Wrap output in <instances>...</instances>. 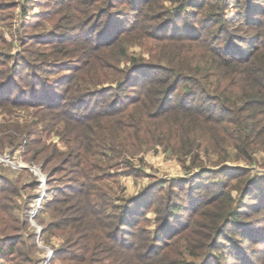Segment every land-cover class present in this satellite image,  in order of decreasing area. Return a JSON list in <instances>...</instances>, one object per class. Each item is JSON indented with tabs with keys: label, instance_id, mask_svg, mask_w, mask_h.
Segmentation results:
<instances>
[{
	"label": "trees",
	"instance_id": "obj_1",
	"mask_svg": "<svg viewBox=\"0 0 264 264\" xmlns=\"http://www.w3.org/2000/svg\"><path fill=\"white\" fill-rule=\"evenodd\" d=\"M99 1L102 5L96 9L108 19H94L93 24L83 21L87 29L93 27L98 33L94 41L81 43L85 48L60 33L41 43L25 37L27 56L18 55L9 64L0 49V107H30L34 111L29 125L39 126L28 128L25 135L0 128V147L24 148L20 157L38 163L47 173L46 182L56 180L55 174L61 171L71 174L66 185L53 189L60 193L44 205L49 219H42V234L62 238L52 258L59 256L65 264H257L262 254L259 264H264V223L253 219L244 224L243 216L250 212L238 208V202L247 199L245 206L264 216V176H254L246 165L224 167L230 149L235 160L247 164L259 152L264 154V29H256L264 24V3L214 0L208 6L212 11L198 28L188 24L192 27L180 29V60L171 51L166 62L151 64L127 55L126 42L131 36L140 39L144 19L137 22L133 15L132 21L127 20L123 7L112 11L115 3H129V12L142 15L144 9L152 8L151 0ZM187 1H181L180 12L186 10ZM199 1L198 7L206 2ZM5 4L12 6L0 0V10ZM229 7L234 8L231 14ZM114 14H122L127 26L110 17ZM42 43L50 48L49 53L40 51ZM68 45L78 46L81 55L59 57L70 53ZM50 54L54 57L49 59ZM121 61L129 64L118 67ZM56 68L63 71L54 81L40 75ZM173 93L178 97L174 99ZM42 130H53L65 148L42 142ZM203 140L216 153L215 160H210ZM165 144L177 147L183 165L188 159L198 168L191 177L214 171L227 176L220 180L223 191L202 193L218 197L199 229L201 242L197 244L191 243L194 238L187 226H170L178 207L172 206L169 191L163 192L164 181L121 203L111 201L103 183L108 162L121 164L150 146ZM204 154L214 169L208 167ZM25 172L21 169L13 179L3 176L6 185H0V192L17 194L25 187L35 188L36 177L26 183ZM231 180H235V196ZM156 187L161 190L158 194ZM36 196L37 192L30 198ZM26 203L21 212L23 225H29ZM7 207L8 222L2 231L15 229L18 223ZM149 208L161 220L153 232L140 225ZM27 238L30 243L19 233L0 238V258L6 260L2 264H41L44 257L35 258L32 249L35 232Z\"/></svg>",
	"mask_w": 264,
	"mask_h": 264
},
{
	"label": "rangeland",
	"instance_id": "obj_2",
	"mask_svg": "<svg viewBox=\"0 0 264 264\" xmlns=\"http://www.w3.org/2000/svg\"><path fill=\"white\" fill-rule=\"evenodd\" d=\"M7 1L8 3H11L10 5L12 6L6 8L9 4H5L0 10V49L3 53L2 57H5L6 59V64L11 63L12 59L18 55H26L24 49L27 44L23 43L25 37H28L31 41L34 40L40 42L45 39L55 38L57 34L65 33L64 37H68L70 41L71 39L79 41L78 46L85 48L86 45L81 43H87L89 39L94 41V38L98 33L93 31V27L87 29V25L83 21L86 20L89 21L90 24H93L94 19H99V21L102 18L108 19L107 14H102L100 13V10L96 9L97 7L100 8L102 5L99 0ZM181 1L182 0H151L152 8H149L148 10L144 9V13L141 12L142 15H135L132 14V12H129L132 11L131 9L129 10V3H126L125 6L117 5L115 3L114 6H112V11L123 7L124 10L128 12V15H126L125 18L129 21L133 20L134 15V17L136 16L138 19L137 22L144 19L146 23L141 27L143 35L140 36V39H137L136 36H131L126 42V44L128 43L127 50L129 54L127 55L129 59L134 56L137 60L144 61L145 63L159 64L166 62L168 54H171L172 51L176 55V58L180 60V45H182L180 42V29L182 28V30H184L185 27L191 28L192 26L198 28L200 20L207 17L209 11H212L208 6L209 3L214 2V0H206L202 7L197 6V3H200V1L188 0L186 10L180 12ZM259 2L264 3L261 0H259ZM233 12L234 8L229 7L228 13L231 14ZM253 16L258 17L257 14H254ZM110 17H113V19L119 22L122 21L126 23L125 25L127 26L128 21L124 20L125 18L122 14L119 16L114 14ZM111 19L112 18H110V21ZM188 24H191L192 26H186ZM258 27L260 28L256 29H264V24ZM137 29H140L139 25L137 26ZM234 30L241 33L238 29L234 28ZM234 30L233 32H236ZM132 33H134V31ZM78 46L68 45L70 53L59 57H62V59H71L73 58L74 53L81 55L79 54L81 51H78L80 48H77L76 50V47ZM42 50L49 53L50 48L44 45V47L40 48V51ZM195 53H197L196 49L192 54L195 55ZM53 57L54 55L50 54L48 58L50 59ZM125 63L129 64V62L121 61L116 65L122 67ZM56 69L57 70H52L51 74H47V71H42L40 72V75L45 76L49 81H54L55 79H58L63 71L61 68ZM20 83L23 86L26 83V79ZM104 85H107V83H104ZM178 91L180 93V84L178 86ZM177 97L178 96L173 93V98L175 99ZM33 111L34 110L30 107H14L10 104L0 107V128L7 127V130L9 131L12 130L13 132L25 135L23 132L28 128L31 129L34 127V129H36V127H39L37 125H29L30 121L33 120ZM40 137L45 144H50L51 146L55 143L59 148H65L63 142L57 137L53 130L52 132L42 130ZM203 144L204 147L207 148L206 150L208 151L210 160H215L217 158L216 153L209 150L208 141L203 140ZM22 150H24V148L19 145L13 147L10 144H5L0 147V185H6V182L1 179L3 176L13 179L17 177L19 172H21V169H25L28 170V172L30 171L29 173H24L23 177L26 183H29L35 179V177L38 181L42 175L45 177V186L44 190L41 189L39 184H37L35 188L25 187L18 191L17 194H14L12 191L0 192V195H7L5 199H2V197L0 198V230L1 227L8 222L7 218L4 216H8L7 206H9L12 215L18 218V223L15 225L16 228L5 231L1 230L0 238L7 233H19L26 239L27 243H30L31 238L27 237H29L31 232H35L36 246H33L32 249L35 251V258L42 259L49 249L53 256V252L62 242V238L58 235L46 238V234H42V219H44V221L49 219V214L45 210L44 205L53 195H55V193H60L53 189H56V186L62 187V185H66L71 174L61 171L55 174L56 180L46 182L47 173L41 169V166H39L38 163L27 162L22 159L19 155ZM229 155L230 157L224 163L225 168L242 167L243 165H246L249 168L250 173L254 176H264V154L262 152L257 154L256 160L251 164H247L243 160H235V152L231 149L229 150ZM177 156V147H173V145L165 144L157 145L155 147L150 146L145 149L143 154L134 155L121 164L112 165V162H108L109 166L105 168L107 177L103 179V183L108 187L107 191L111 197V201L114 203H121L124 198L136 196L143 191V189L152 185L159 186L158 184L164 181L161 186L163 192L168 194L167 191H169L170 198L174 202L172 203V206L178 207L172 212L169 219L170 226L174 228H177L180 225H182V227L187 226L190 230V236L194 238L191 243L197 244L198 242H201L198 238L202 226L207 221L206 215L212 210L218 197L213 193H210L208 196L205 194L202 195V193L208 189H211L212 191H223L225 188L220 183V180L227 176L218 171H214V173H203L202 175H199L198 178L191 177L199 172L198 168L191 166L188 159L183 165L180 160H178ZM204 157L205 154L203 158ZM205 159L207 160V157H205ZM209 163L210 162L207 160L206 164L211 169L216 167ZM86 166H89V162H86ZM221 168L222 166L219 167V169ZM93 173L97 172L93 171ZM230 183L232 184L230 190L231 194L235 196L237 195L236 189L233 188L235 180H231ZM52 186L53 188L50 189ZM198 186H201V188H198ZM158 188L159 187H156L154 189L157 191V194L161 191ZM196 190L198 191L196 192ZM36 192L38 195L43 194V197L34 216L30 218L31 212L34 211L36 207L35 203L37 196L35 198L30 197ZM191 194L193 198L190 199ZM204 195L207 197L206 200H204ZM24 200H27L28 203H26V205H28V207L30 206L28 215L29 225H23V223H21L23 220V217L21 218V212ZM246 200H243L244 202H238L239 209L250 212L243 216L244 224H248L254 220H256L255 222L257 224H263L264 216L251 212L248 206H245ZM140 219V225L150 229L152 232L155 230L157 223L161 221L157 220L153 208H149L147 213ZM17 225L19 227H17ZM38 229H40V232H38ZM156 235L162 236L163 232ZM260 256V258H257V264L262 261V254ZM2 263H6V260L0 258V264ZM50 264L65 263L62 262L58 256L51 258Z\"/></svg>",
	"mask_w": 264,
	"mask_h": 264
},
{
	"label": "built area",
	"instance_id": "obj_3",
	"mask_svg": "<svg viewBox=\"0 0 264 264\" xmlns=\"http://www.w3.org/2000/svg\"><path fill=\"white\" fill-rule=\"evenodd\" d=\"M38 184H39V186L41 187V189L44 190V186H45V185H44V184H45V177H43V176L41 175V177H40L39 180H38ZM42 197H43V194L37 196V198H36V203H35L36 207H35V210L31 212L30 218H32V217L34 216L35 211H36V210L38 209V207L40 206V203H41ZM38 232H40V229H38ZM51 258H52V252H51V250L49 249L48 252H47V254L44 256V258H43L41 264H50V262H51Z\"/></svg>",
	"mask_w": 264,
	"mask_h": 264
},
{
	"label": "crops",
	"instance_id": "obj_4",
	"mask_svg": "<svg viewBox=\"0 0 264 264\" xmlns=\"http://www.w3.org/2000/svg\"><path fill=\"white\" fill-rule=\"evenodd\" d=\"M25 167V166H24Z\"/></svg>",
	"mask_w": 264,
	"mask_h": 264
}]
</instances>
